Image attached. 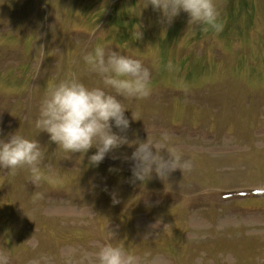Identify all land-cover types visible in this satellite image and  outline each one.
<instances>
[{"label":"rangeland","instance_id":"obj_1","mask_svg":"<svg viewBox=\"0 0 264 264\" xmlns=\"http://www.w3.org/2000/svg\"><path fill=\"white\" fill-rule=\"evenodd\" d=\"M215 3L221 29L193 33L187 13L166 24L146 0H0V138L18 131L45 148L39 180L0 168L7 264H97L105 243L135 264H264V0ZM98 46L150 71L151 94L121 97L133 118L113 131L167 134L187 165L162 178L153 165L142 183L135 145L89 166L95 148L67 153L33 126L52 84H100L81 59Z\"/></svg>","mask_w":264,"mask_h":264},{"label":"clouds","instance_id":"obj_2","mask_svg":"<svg viewBox=\"0 0 264 264\" xmlns=\"http://www.w3.org/2000/svg\"><path fill=\"white\" fill-rule=\"evenodd\" d=\"M149 4L160 12L161 21L166 24H171L181 11L187 13L186 31L195 33L197 28L219 31L222 27L215 0H146L145 7ZM81 59L99 77L100 84L88 86L75 76L52 84L40 100L33 126L46 132L49 140L67 153H79L83 158L89 149L95 148L88 156L89 166H98L107 153L121 145H135L131 154L132 177L142 183L151 178L153 165L161 178L181 168L182 163L187 165L167 134L159 139L148 135L145 140H129L113 131V126L120 132L130 126L125 111L131 109L121 97L139 100L151 94L150 71L142 60L99 46L85 51ZM131 115L133 118L132 110ZM161 149H166L167 159L161 155ZM44 157L45 148L35 138L18 131L0 138V168L12 174L19 168H27L33 180H39ZM37 198H42V194H37ZM0 264H7V257L2 254ZM97 264H135V261L118 244L105 243L97 252Z\"/></svg>","mask_w":264,"mask_h":264}]
</instances>
